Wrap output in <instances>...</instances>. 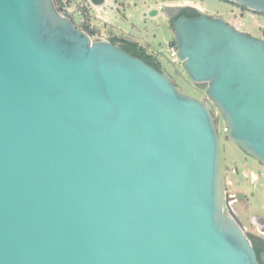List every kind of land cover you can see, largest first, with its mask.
<instances>
[{
	"label": "water",
	"instance_id": "95a60500",
	"mask_svg": "<svg viewBox=\"0 0 264 264\" xmlns=\"http://www.w3.org/2000/svg\"><path fill=\"white\" fill-rule=\"evenodd\" d=\"M230 1L264 13V0ZM166 13L205 98L55 0H0V264L264 263L229 191L224 208L210 105L264 165V38Z\"/></svg>",
	"mask_w": 264,
	"mask_h": 264
},
{
	"label": "rangeland",
	"instance_id": "374dc122",
	"mask_svg": "<svg viewBox=\"0 0 264 264\" xmlns=\"http://www.w3.org/2000/svg\"><path fill=\"white\" fill-rule=\"evenodd\" d=\"M61 2L58 7L62 13H74L77 23L86 20L90 26L100 28L101 34L94 36L93 39H107V36L115 34L126 35L122 32L124 31L129 34L134 33L136 39L146 44L150 52L155 51L156 48V51H164L162 62L169 68L168 70L165 67L166 72L171 74H174L172 69L174 70L175 66L168 58H170V41L174 39V31L165 8L194 4L201 10L207 9L206 4L191 0H105L100 5L92 1L89 3L88 0H61ZM79 3L82 5L81 10L85 9L84 14H81V10L75 12L79 8ZM206 3L213 9L212 14L218 13L215 9L224 11L225 18L236 28L264 38L263 16L240 9H233L232 11H236L233 13L225 12L229 4L223 0H206ZM176 66L182 70V76L186 78L187 74L182 63ZM179 82L182 83L181 89L186 94L197 98L207 96L206 89L198 88L188 78ZM215 113L220 120V167L224 208L227 209L225 193L229 191L237 196L230 205L241 220L246 233L264 237V232L258 226L259 216L264 217V165L247 155L236 143L227 138V133L223 131L224 121L216 109Z\"/></svg>",
	"mask_w": 264,
	"mask_h": 264
},
{
	"label": "trees",
	"instance_id": "16d2710c",
	"mask_svg": "<svg viewBox=\"0 0 264 264\" xmlns=\"http://www.w3.org/2000/svg\"><path fill=\"white\" fill-rule=\"evenodd\" d=\"M227 3H231V4H235V5H238V7H240V10L242 11H249V12H252V13H256L260 16H263L264 17V13H260V12H257V11H253V10H250L236 2H233V1H230V0H223ZM56 2V5H60L61 0H55ZM82 8V5L81 3H79V8L75 11V12H78L80 11ZM85 12V9L81 10V14H84ZM64 15L70 17L74 23L76 24L77 27L85 30L87 33H89V35L93 38L94 36L96 35H100L101 34V30L99 27L97 26H90L89 24L86 23V20L85 21H82V23H77V20L75 19V14L74 13H71V12H64L63 13ZM88 16V15H86ZM107 39L110 40L111 42L113 43H117V44H120L121 47L126 50L128 53L130 54H133V55H139L144 61H146L148 64L152 65L153 67H155L156 69L162 71V72H165L169 78L177 85V87L182 90L181 88H183V85L182 83L179 82V80H186L187 78L190 80V78L188 77V75H186V78H184L182 76V70L176 66L177 64H181L182 62H175L173 61L171 58H168V59H171V64L174 67V70L172 69V73L174 74H171V73H167L166 70H165V67L169 70L168 66H166L163 62H162V58L164 57V51H152L150 52L149 51V48L148 46L146 45H142L140 44V42L136 39H133L131 37H128V36H125V35H109L107 36ZM170 45L172 46H176V42H175V39H172L170 41ZM160 52V53H158ZM175 65H174V64ZM183 65V64H182ZM171 71V70H170ZM211 108L214 112V115H215V119H216V122H217V125H218V129H219V123H220V120H219V117L218 115L215 113V109H214V106L211 104ZM248 155V154H247ZM256 250L257 252L259 253L260 252V248L259 247H256Z\"/></svg>",
	"mask_w": 264,
	"mask_h": 264
},
{
	"label": "flooded vegetation",
	"instance_id": "af4514ba",
	"mask_svg": "<svg viewBox=\"0 0 264 264\" xmlns=\"http://www.w3.org/2000/svg\"><path fill=\"white\" fill-rule=\"evenodd\" d=\"M193 2H198V3H201V4H206L207 5V9L204 11V10H201L199 9L196 5L194 4H183V5H175L174 7H179L182 9V14L184 15H187L189 17H193V16H197L199 13L201 12H206L208 14H210L211 16H219V17H223L224 19L225 18V13L224 11H221L219 9H215L218 13L217 14H212L211 12L213 11V9L206 3V0H191ZM222 1V0H220ZM225 2V1H224ZM227 3V2H226ZM229 4V8L226 11H229L231 12L233 9H240V7H238V5H235V4H231V3H228ZM169 7V6H168ZM167 8V7H166ZM165 8V10H166ZM233 12H236V11H232L231 13ZM222 13V14H221ZM167 14V13H166ZM167 16L169 17V20L170 22H172V28H173V21L174 19H172L168 14ZM227 20V19H226ZM228 21V20H227ZM229 22V21H228ZM174 31V30H173ZM123 33H126L125 36H128V37H131L133 39H136V35L134 33L132 34H129L128 32H124L122 31ZM120 35H124V34H120ZM137 40V39H136ZM140 42V41H139ZM140 44L142 45H146V44H143L142 42H140ZM249 237L251 238L254 246H255V249L256 247H259L260 248V252L258 253V255L260 256V254L262 252H264V237L262 236H258L256 234H253V235H249ZM257 251V250H256ZM264 264V263H263Z\"/></svg>",
	"mask_w": 264,
	"mask_h": 264
},
{
	"label": "built area",
	"instance_id": "2783aa9c",
	"mask_svg": "<svg viewBox=\"0 0 264 264\" xmlns=\"http://www.w3.org/2000/svg\"><path fill=\"white\" fill-rule=\"evenodd\" d=\"M88 2L90 3L91 0H88ZM169 52H170V58L175 61V62H180V58H179V55H178V49L176 46H172L170 47L169 49ZM223 131L227 133V127L226 125L224 124V127H223Z\"/></svg>",
	"mask_w": 264,
	"mask_h": 264
}]
</instances>
